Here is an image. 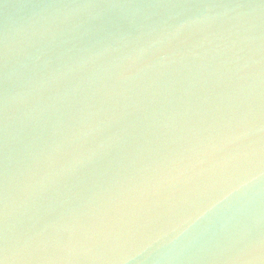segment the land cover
Here are the masks:
<instances>
[{
	"label": "water",
	"instance_id": "obj_1",
	"mask_svg": "<svg viewBox=\"0 0 264 264\" xmlns=\"http://www.w3.org/2000/svg\"><path fill=\"white\" fill-rule=\"evenodd\" d=\"M0 264H264V0H0Z\"/></svg>",
	"mask_w": 264,
	"mask_h": 264
}]
</instances>
